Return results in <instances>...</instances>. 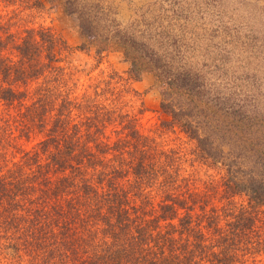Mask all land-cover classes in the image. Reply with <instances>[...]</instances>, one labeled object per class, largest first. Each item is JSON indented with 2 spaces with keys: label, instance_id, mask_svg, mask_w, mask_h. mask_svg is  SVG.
<instances>
[{
  "label": "trees",
  "instance_id": "obj_1",
  "mask_svg": "<svg viewBox=\"0 0 264 264\" xmlns=\"http://www.w3.org/2000/svg\"><path fill=\"white\" fill-rule=\"evenodd\" d=\"M90 2L63 0L61 10L76 19L78 49L99 56L121 45L128 64L124 77L112 72L93 86L96 98L112 96L110 107L107 99L95 103L90 95L80 105L63 91L71 72L65 61L70 47L61 35L39 27L14 40L0 31V104L20 105L16 113L24 129L45 130L35 149L22 153L25 168L14 164L0 171V263L264 264V237L257 232L261 222L264 227L257 214L264 206V101L216 94L185 63L160 54L156 40L111 23ZM19 3L23 9L42 6L39 0ZM6 48L13 52L10 58ZM143 72H155L164 86L160 126L177 129L202 163L222 169L224 204L204 216L207 223L194 221L202 205L179 185L173 148L138 131L117 105V95L127 93ZM39 76L31 101L21 103L26 93L18 86ZM83 107L84 117L70 116ZM112 122L118 126L115 139L110 145L97 141ZM143 191L160 194L157 209L136 210L140 203L134 201ZM238 196L242 201L233 203ZM95 213L98 232L85 223ZM85 214L81 230L86 228L79 231L75 219Z\"/></svg>",
  "mask_w": 264,
  "mask_h": 264
},
{
  "label": "rangeland",
  "instance_id": "obj_2",
  "mask_svg": "<svg viewBox=\"0 0 264 264\" xmlns=\"http://www.w3.org/2000/svg\"><path fill=\"white\" fill-rule=\"evenodd\" d=\"M39 1L42 3L40 8L23 9L19 0H0V31L7 33L14 40H18L24 34L23 30L39 27L61 35L70 47L69 56L67 55L65 61L71 72L66 78L67 85L63 91L75 101H81L80 105L85 106L84 97L90 95L93 96L95 103L107 99L104 100V105L110 107L112 96L104 94L96 98L97 94L93 95V86L97 80L106 79L112 72L124 77L123 71L128 68V64L124 61L121 45L115 44L99 56H95L93 50L78 49L76 19L73 15L62 12L63 0ZM91 2L92 6L95 7L96 4L103 11L104 18L111 23L118 24L135 35H142L148 40H156L160 54L167 56L170 53L180 63H185L201 77L202 83L216 94H232L244 102L250 97L264 101V0H91ZM5 52L8 58L13 56L9 48H6ZM46 76L49 77V73ZM157 77L155 72H143L139 80L129 83L127 93L117 95L121 96L120 104L117 105L121 111H127L138 131L151 134L162 144L173 148L175 155L179 157L176 166L181 176L179 185L187 189L186 191L191 190L195 195L193 199L196 200V205H202L200 210L195 208L194 221L207 223L204 216L211 215L217 209L219 211V206L224 204L220 197L222 169L202 163L192 152L193 144L177 129L169 132L160 126L165 112L159 109V101L165 90L163 83L157 81ZM41 81L42 78L39 76L18 86L26 93L21 103L31 101L33 89ZM114 82L115 78H112L113 85ZM97 86L99 88L102 85ZM52 91L56 90L52 88ZM49 99H56L53 92ZM19 106L13 103L0 104V138L3 140L2 142L0 140V171L9 166L13 167L14 164H24L20 161L22 153L33 151L45 131L38 127L24 129L16 113ZM85 113L87 112L83 107L80 111L72 110L70 116L80 119V114L84 117ZM110 118L112 121L115 115L112 114ZM114 126L113 122L112 125L105 124L104 129L101 128V133L97 135V141L101 140L104 141L102 143L110 145L115 139L113 130L118 127ZM39 160L41 163L44 162L42 156ZM146 191L150 193L148 189ZM152 193L147 195L143 191V194H138L139 198L134 202L140 205L136 210L139 211L140 206L146 209L145 205L148 209L153 207L152 205L153 209L158 208L156 203L160 201L161 196ZM148 198L149 201L146 200ZM241 201L240 196L232 198L235 204ZM260 210L257 214L264 218V206ZM155 214L154 212L153 215ZM84 216L75 219L74 225L78 226L77 229L83 231L89 226L88 230L98 232L96 229L101 224L98 219L94 221L96 213L89 218V223L85 220L87 225L81 230V224L87 215ZM262 225L263 222L257 228L258 236L261 238L264 237ZM2 253L0 259L4 258ZM79 254L80 257L84 255L80 252ZM23 258L25 259V256ZM255 259L259 261L260 257L257 255Z\"/></svg>",
  "mask_w": 264,
  "mask_h": 264
}]
</instances>
